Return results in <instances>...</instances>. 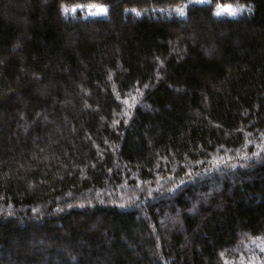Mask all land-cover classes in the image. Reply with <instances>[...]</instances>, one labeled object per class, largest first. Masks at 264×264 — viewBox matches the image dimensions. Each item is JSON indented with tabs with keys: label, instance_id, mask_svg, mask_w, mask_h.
Here are the masks:
<instances>
[{
	"label": "trees",
	"instance_id": "obj_1",
	"mask_svg": "<svg viewBox=\"0 0 264 264\" xmlns=\"http://www.w3.org/2000/svg\"><path fill=\"white\" fill-rule=\"evenodd\" d=\"M0 264H264V0H0Z\"/></svg>",
	"mask_w": 264,
	"mask_h": 264
},
{
	"label": "rangeland",
	"instance_id": "obj_2",
	"mask_svg": "<svg viewBox=\"0 0 264 264\" xmlns=\"http://www.w3.org/2000/svg\"><path fill=\"white\" fill-rule=\"evenodd\" d=\"M188 2H195V3H198V4H201V3H206V2H209V0H188ZM227 5H231L233 7V9H235L236 11V14L235 15H230L228 14L227 12L224 11V8L223 6H227ZM219 6V7H218ZM100 8H103L105 10V7L101 6V5H95V4H91V5H88L84 8L85 12H87L88 14L90 15H101V14H104V12H100ZM220 11L222 14L221 15H226V16H236L238 15L239 13H242L244 11V9L242 8V6H239V5H232V4H218L216 5L215 7V14ZM127 104V102L125 103Z\"/></svg>",
	"mask_w": 264,
	"mask_h": 264
},
{
	"label": "snow or ice",
	"instance_id": "obj_3",
	"mask_svg": "<svg viewBox=\"0 0 264 264\" xmlns=\"http://www.w3.org/2000/svg\"><path fill=\"white\" fill-rule=\"evenodd\" d=\"M219 7V6H218ZM224 8V11L227 12L228 14L230 15H235L236 14V11L235 9H233V7L231 5H227V6H223ZM65 11H68V9H65ZM72 11H75V8L72 9ZM105 10L103 8H100V12H104ZM177 12L180 14V15H183V11L182 9H177ZM222 13L220 11H218L216 13V15H221Z\"/></svg>",
	"mask_w": 264,
	"mask_h": 264
}]
</instances>
